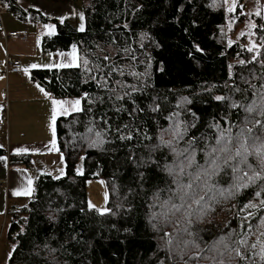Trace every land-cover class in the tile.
<instances>
[{
	"label": "trees",
	"instance_id": "trees-1",
	"mask_svg": "<svg viewBox=\"0 0 264 264\" xmlns=\"http://www.w3.org/2000/svg\"><path fill=\"white\" fill-rule=\"evenodd\" d=\"M50 1L81 4L84 30L55 22L56 33L40 46L47 53L74 48L81 66L35 70L31 79L51 98H79L81 109L56 120L63 177L35 179L27 206L8 213L3 236L12 247L5 263L264 264L258 249L234 243H260L262 216L245 222L249 212L242 210L264 200V181L231 198L217 195L191 224L184 209L171 207L182 203L173 195L177 183H187V173L195 174L213 147L227 143L229 133L221 140V131L231 128L235 136L245 117L264 120L244 111L253 101L259 104L264 92V18L250 17V51L244 35L227 46L223 0H90L87 6L83 0ZM1 2L18 10L14 0ZM238 10L231 15L235 30L245 21ZM227 146L238 147L235 141ZM190 153L196 164L188 167ZM217 155L220 163L223 155ZM9 164L31 165L26 155H10ZM98 179L106 184L108 211L87 205V183ZM212 183L228 189L230 170ZM242 222L253 228L242 230Z\"/></svg>",
	"mask_w": 264,
	"mask_h": 264
},
{
	"label": "crops",
	"instance_id": "crops-1",
	"mask_svg": "<svg viewBox=\"0 0 264 264\" xmlns=\"http://www.w3.org/2000/svg\"><path fill=\"white\" fill-rule=\"evenodd\" d=\"M14 2L18 10H11L9 4L0 0V227L3 225V234L8 225V213L27 206L33 196L35 179L42 175L54 178V175L64 174V159L58 152L56 131L55 136L52 132L53 108H57L58 118L76 112L79 105L74 98L56 99L45 95L47 92L37 87L30 72L66 68L59 65L72 64L73 53L78 56L74 48L62 53L42 50V40L56 33L55 22L68 21L75 30L84 26L78 2L60 5L50 0ZM9 32L25 35L26 39L6 38ZM14 60L20 62L21 68L18 72L7 73L6 62ZM76 63H79L78 58ZM53 100L63 101V106L53 105ZM10 155H26L31 165L10 166ZM28 187L32 189L31 195L15 194ZM4 239L6 247L0 262L5 264L12 245L5 236Z\"/></svg>",
	"mask_w": 264,
	"mask_h": 264
},
{
	"label": "snow or ice",
	"instance_id": "snow-or-ice-1",
	"mask_svg": "<svg viewBox=\"0 0 264 264\" xmlns=\"http://www.w3.org/2000/svg\"><path fill=\"white\" fill-rule=\"evenodd\" d=\"M257 15H260L258 12ZM83 18V17H81ZM81 31L84 30L83 25H81ZM251 51V49H249ZM75 52V50H74ZM104 60H108L109 57H103ZM77 57L73 53V63L68 65H59L60 67H80L79 63H76ZM88 60L83 61V65L87 68ZM33 68L37 67L36 65L32 66ZM49 67H51L49 65ZM99 67V65H97ZM39 87V85H37ZM41 91H44L41 89ZM48 95V93H45ZM118 99L121 97H117ZM218 100L223 99V97H217ZM53 105L63 106V101L53 100ZM79 101H76L77 106L79 105ZM236 107L237 105H233ZM77 110L79 108L77 107ZM244 111L249 115L253 113H257L260 116H264V92L261 94L260 103L257 104L256 101H253L250 105L244 107ZM67 109H65V113ZM56 119H57V108H53L52 115V132L55 136L56 131ZM251 125V126H249ZM231 128L224 129L221 131L220 136L221 140L225 139V132L229 133L227 137V143L220 147H213L211 151L208 153L209 159L205 161L204 165H196L198 171L195 174L187 173L189 180L187 183H177L176 180L173 183H177L176 192L173 194L175 199L182 201V203L177 204L172 202L171 207L175 211L179 212L181 209H184V216L187 220L188 224L192 223V217L195 216L199 219L204 213L206 209V205L208 201L214 200L217 195L224 196L226 199L234 197L241 189H247L250 184H254L257 179L264 181V120L256 119L249 120L248 117L244 118L242 125L239 127L235 136L231 135ZM176 135H180L177 131ZM221 140L217 141V144L221 143ZM233 141L238 145L234 149L229 148L227 145L232 144ZM162 143H170L164 142ZM103 143V141H101ZM190 143H192L190 141ZM217 153L223 155V159L220 163L218 161L221 160V156L217 155ZM254 158V163H249V158ZM188 163L187 166L191 167L196 164L194 153H190L188 157H186ZM241 165L243 167H241ZM179 172L181 174L185 173V165L181 162L179 165ZM225 168L230 170V174L232 175L233 183L230 185L228 189H218L215 183H212L213 178L219 174V172L224 171ZM169 173L173 172L172 168H168ZM227 174V173H226ZM31 180H29V185H31ZM213 189H217L216 192H213ZM32 189L28 187L23 192L17 191L16 195H31ZM211 193V195H209ZM227 193V195H225ZM255 196L259 197L261 195L260 191H255ZM205 197H208L206 201ZM171 199V198H170ZM196 205L197 207H193ZM249 209H256L255 212L249 211L248 216L243 218V221H249L250 218H254L258 215H261L260 225L256 228V231L259 233L261 240L260 243H252L248 245L247 239H238L234 243L237 245H245L250 249H258L255 252V255L259 257L261 261H264V200H261L257 203H249L246 205ZM104 211H108L105 209ZM253 225L249 222L247 224V229H245L244 222L241 223L242 230L252 229ZM185 232L189 230L187 228L184 229ZM235 231V230H233ZM189 235L191 233L189 232ZM225 238L221 237L219 240L220 244H224ZM171 243V240L168 241ZM227 247V246H226ZM231 251H236L237 254H240V250L238 248H233ZM242 259L248 258V253L241 257Z\"/></svg>",
	"mask_w": 264,
	"mask_h": 264
},
{
	"label": "rangeland",
	"instance_id": "rangeland-1",
	"mask_svg": "<svg viewBox=\"0 0 264 264\" xmlns=\"http://www.w3.org/2000/svg\"><path fill=\"white\" fill-rule=\"evenodd\" d=\"M224 4V13L226 16V19L228 21L226 35H224L223 38H225V42L228 43L227 46H229L231 43H236V41L239 40V37L242 35L247 37V45L248 48L252 45H254L255 40L251 37V32L253 30V21H251V16H258L257 13H260L261 18H264V0H223ZM90 0H83L82 4H85L86 6ZM239 8V13H242V15H245V21L242 25L238 26L235 30L233 27L232 21H231V15L234 13L235 10ZM16 33V32H15ZM6 38H13L8 35V33L5 35ZM17 39V38H16ZM259 45L256 46L255 50L257 51ZM259 50V49H258ZM18 72V71H17ZM264 82V80H263ZM76 101L81 102L79 98H74ZM81 109V104L79 103V110ZM76 111V110H75ZM77 112V111H76ZM231 125L234 124V122L230 123ZM82 159L79 160V163L76 164V172L78 175L82 173ZM63 175V174H62ZM61 174L54 175V179L62 178ZM106 184L104 180L98 179L94 181H90L87 183V205L93 209H97L99 212H103L106 209L107 204V191H106ZM252 209H249L247 206H245L242 210V212H249ZM4 231H3V225L0 227V257L2 256L3 250L6 247L5 245V239H4ZM2 234V235H1ZM0 264H4L1 263ZM6 264V263H5Z\"/></svg>",
	"mask_w": 264,
	"mask_h": 264
},
{
	"label": "built area",
	"instance_id": "built-area-1",
	"mask_svg": "<svg viewBox=\"0 0 264 264\" xmlns=\"http://www.w3.org/2000/svg\"><path fill=\"white\" fill-rule=\"evenodd\" d=\"M8 35L10 37H13V38H20V40L21 39L22 40L25 39L24 35H22V34L20 35L19 33H15V32H9ZM20 68H21V64H20L19 61H16V60L7 61L6 64H5V71L7 73H9V72H17V71H19ZM3 118H6V115H4Z\"/></svg>",
	"mask_w": 264,
	"mask_h": 264
},
{
	"label": "bare ground",
	"instance_id": "bare-ground-1",
	"mask_svg": "<svg viewBox=\"0 0 264 264\" xmlns=\"http://www.w3.org/2000/svg\"><path fill=\"white\" fill-rule=\"evenodd\" d=\"M25 39H26V36L24 35ZM17 39H20V38H17ZM22 40V39H21Z\"/></svg>",
	"mask_w": 264,
	"mask_h": 264
}]
</instances>
